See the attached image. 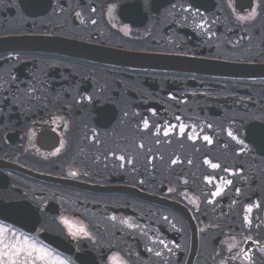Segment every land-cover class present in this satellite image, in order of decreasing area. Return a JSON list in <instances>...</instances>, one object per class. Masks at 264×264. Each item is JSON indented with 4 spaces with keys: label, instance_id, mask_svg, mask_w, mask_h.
Instances as JSON below:
<instances>
[{
    "label": "flooded vegetation",
    "instance_id": "obj_1",
    "mask_svg": "<svg viewBox=\"0 0 264 264\" xmlns=\"http://www.w3.org/2000/svg\"><path fill=\"white\" fill-rule=\"evenodd\" d=\"M0 204L64 264H264V0H0Z\"/></svg>",
    "mask_w": 264,
    "mask_h": 264
},
{
    "label": "rangeland",
    "instance_id": "obj_2",
    "mask_svg": "<svg viewBox=\"0 0 264 264\" xmlns=\"http://www.w3.org/2000/svg\"><path fill=\"white\" fill-rule=\"evenodd\" d=\"M7 232L0 226V264H64Z\"/></svg>",
    "mask_w": 264,
    "mask_h": 264
},
{
    "label": "water",
    "instance_id": "obj_3",
    "mask_svg": "<svg viewBox=\"0 0 264 264\" xmlns=\"http://www.w3.org/2000/svg\"><path fill=\"white\" fill-rule=\"evenodd\" d=\"M0 220L13 222L16 225L20 226L19 223H17L16 216L14 217L11 213V210L7 207L1 206L0 207ZM44 241L48 242L49 244L53 245L54 247L60 249L63 252L69 253L70 251L67 248V245L64 243V241L60 237H53V236H43Z\"/></svg>",
    "mask_w": 264,
    "mask_h": 264
}]
</instances>
